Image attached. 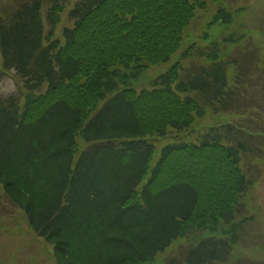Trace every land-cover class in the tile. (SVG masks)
Wrapping results in <instances>:
<instances>
[{
  "label": "trees",
  "instance_id": "obj_1",
  "mask_svg": "<svg viewBox=\"0 0 264 264\" xmlns=\"http://www.w3.org/2000/svg\"><path fill=\"white\" fill-rule=\"evenodd\" d=\"M69 4L13 0L0 11L1 70L13 71L26 94L24 101L0 97V196L52 247L55 264H145L193 231L203 235L163 264L230 262L236 242L227 226L257 180L242 162L264 159V123L214 125L198 143L163 146L155 165L149 139L204 115L206 103L192 93L215 100L217 110L264 115V84L257 86L262 94L242 93L264 68L236 61L232 86L231 60L218 59L215 47L208 67L184 69L176 61L149 88H121L129 77L113 68L140 74L169 61L195 7L206 3L76 0L73 24L60 36ZM230 18L220 9L212 23Z\"/></svg>",
  "mask_w": 264,
  "mask_h": 264
},
{
  "label": "rangeland",
  "instance_id": "obj_2",
  "mask_svg": "<svg viewBox=\"0 0 264 264\" xmlns=\"http://www.w3.org/2000/svg\"><path fill=\"white\" fill-rule=\"evenodd\" d=\"M11 1L13 2V0H0V11L8 7ZM203 1L206 3L205 8L195 7L194 18L184 32L181 47L169 61L158 65H149V68H144L140 74L131 72L122 64L113 68L120 73L121 77H129L126 85L121 83V88L137 91L149 88V83L176 61H182L180 64L182 67L184 66V69L193 67L196 69L204 65L208 67L214 62L207 59V54L212 52L215 47H217L218 59L231 60L227 67L230 85L233 84L240 70L236 61L242 60L241 63L246 65V68L249 65L257 68V62L264 68V0ZM75 2L76 0H70V4L61 16V22L57 28V34L60 36H62L64 27H70L73 24L68 19V14ZM220 9H225L231 15L229 23L222 21L212 23ZM43 17L46 22L45 7ZM194 44L195 47L191 48ZM186 51H189L190 57L186 55L182 57ZM200 51L204 56H200ZM252 57L253 61L250 62ZM2 65L3 58L0 50V97L15 96L21 97V100L24 101L26 94L24 95L19 79L13 71L3 72ZM248 80H253V77L250 76ZM262 83L264 84V71L260 76L256 75L250 84L243 86V95L249 98L262 94L259 89L257 90V86ZM179 92L183 97L186 95L182 91ZM201 94V92L192 93L194 97L199 98L201 103H206L203 106L204 115L202 117L196 116L195 113V121L190 127L181 131L170 129L166 138L149 139L154 142L156 147L152 165H155L159 160L163 146L172 142L198 143L214 125L230 121L248 123L251 119L262 120L264 123V115L253 110L245 113L217 110L212 107V102L216 101L207 97L203 98ZM261 145L263 146L264 142ZM85 148L86 145L80 141L79 150ZM242 163L245 173H248V169L253 171L252 177L257 180L244 194L240 211L236 214V222L234 225L227 226L234 236L236 249L232 260L224 264H264V159H256L251 155L249 158L244 157ZM0 199V264H55L52 247L46 244L43 238L37 237L32 232L20 210L1 196ZM234 228L238 230L234 231ZM190 233L192 238H183L173 243L164 253L145 264H163L164 261L177 255L181 258L182 256L178 252L179 247L195 244L197 239L203 235L198 231Z\"/></svg>",
  "mask_w": 264,
  "mask_h": 264
}]
</instances>
